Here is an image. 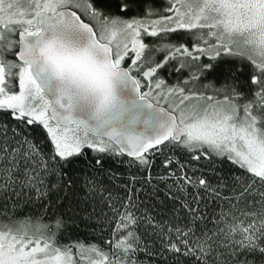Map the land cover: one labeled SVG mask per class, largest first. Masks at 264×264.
<instances>
[{
    "label": "snow or ice",
    "instance_id": "obj_1",
    "mask_svg": "<svg viewBox=\"0 0 264 264\" xmlns=\"http://www.w3.org/2000/svg\"><path fill=\"white\" fill-rule=\"evenodd\" d=\"M0 264H264V0H0Z\"/></svg>",
    "mask_w": 264,
    "mask_h": 264
},
{
    "label": "trees",
    "instance_id": "obj_2",
    "mask_svg": "<svg viewBox=\"0 0 264 264\" xmlns=\"http://www.w3.org/2000/svg\"><path fill=\"white\" fill-rule=\"evenodd\" d=\"M156 2H157V4H159V3L162 2V0H156ZM113 167H114L115 169H117V170H120V169L123 168L122 165H117V164H114ZM73 234H74V235H79V236H81L82 238H88V237H89L88 229L85 227L84 224H81V225L79 226L78 229H74V230H73Z\"/></svg>",
    "mask_w": 264,
    "mask_h": 264
}]
</instances>
